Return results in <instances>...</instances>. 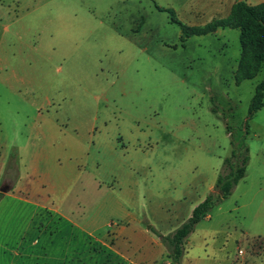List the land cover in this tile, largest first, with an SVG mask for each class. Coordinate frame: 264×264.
<instances>
[{
    "label": "rangeland",
    "instance_id": "obj_1",
    "mask_svg": "<svg viewBox=\"0 0 264 264\" xmlns=\"http://www.w3.org/2000/svg\"><path fill=\"white\" fill-rule=\"evenodd\" d=\"M213 1L0 0V231L26 214L14 247L36 250L33 201L104 224L122 203L137 219L120 244L137 264H170L161 234L211 193L233 145L249 147V181L264 192V112L248 120L264 67L239 82L240 29H186L230 14ZM234 206L196 226L181 264H264V216ZM73 236L68 256L85 251Z\"/></svg>",
    "mask_w": 264,
    "mask_h": 264
},
{
    "label": "crops",
    "instance_id": "obj_2",
    "mask_svg": "<svg viewBox=\"0 0 264 264\" xmlns=\"http://www.w3.org/2000/svg\"><path fill=\"white\" fill-rule=\"evenodd\" d=\"M215 1L216 0L213 2ZM235 1L236 0H217L219 6L226 5V9L229 10L234 5ZM245 1L251 3L249 0ZM260 2H264V0H258L257 3ZM261 112H264V106L254 114L252 119ZM259 125L264 128V121H260ZM262 144V154L264 155V136H262ZM14 170L18 172L20 171V167L16 165ZM249 178V170L247 168L246 176L236 186L233 193L225 200L231 198L234 200L235 206L233 210L229 212L236 211L242 217L247 215L260 218L264 216V192L258 195L260 190L258 191V189L255 190L254 187H251L255 185L250 183L251 181H249ZM13 184L7 183V185ZM210 189L213 190L214 188ZM9 192L10 190L8 193ZM12 196H14L13 193ZM17 198L23 202H30V200L19 196H17ZM259 198L260 204L258 203L255 209L251 210L250 208L255 203V200ZM33 204L37 207L35 218L32 221L33 229L37 234V238L33 241L32 245L33 248L36 247V250L32 256H26L23 251L13 246L17 240V231L14 229L17 228L19 221H22L26 216L25 213L14 211L9 216L5 217L6 220L13 221L12 228H3L0 231V241L3 242V248H0V253L3 252V256L0 255V264H70V260L73 262L77 261L76 263L80 264H105L111 261L137 264L134 259V253L131 254L130 252L131 246L122 245L119 241L132 220L137 219L135 214L124 204L119 203L117 209H119L120 213L116 222H110L108 224L102 223L104 217L100 214L94 216L91 214L85 215L83 220L76 221L72 218L71 214H67L62 210V202L56 205L54 201L48 203L44 200H36L33 201ZM210 216L211 215L207 218L211 219ZM112 223L115 224L112 225ZM74 233L77 235L76 241L82 244L84 243L85 251L79 252V247H77V249L75 248L74 250L76 252L68 256V254L65 253V249H67L66 243L68 240L75 237L73 236ZM16 244L19 246V242ZM78 245L80 246L81 244Z\"/></svg>",
    "mask_w": 264,
    "mask_h": 264
},
{
    "label": "trees",
    "instance_id": "obj_3",
    "mask_svg": "<svg viewBox=\"0 0 264 264\" xmlns=\"http://www.w3.org/2000/svg\"><path fill=\"white\" fill-rule=\"evenodd\" d=\"M227 27L238 28L241 31L242 59L237 80L241 82L255 78L258 71L264 67V2L251 5L244 0H237L227 17L215 19L204 27H186V29H188V35H202ZM263 106L264 80L255 87L248 120L252 119ZM249 161V147L233 145L232 153L225 159L224 167L211 193L195 206L191 215L175 231L169 235L161 234L160 238L169 250L170 264L182 263L190 234L218 204L233 193L236 186L246 176Z\"/></svg>",
    "mask_w": 264,
    "mask_h": 264
},
{
    "label": "water",
    "instance_id": "obj_4",
    "mask_svg": "<svg viewBox=\"0 0 264 264\" xmlns=\"http://www.w3.org/2000/svg\"><path fill=\"white\" fill-rule=\"evenodd\" d=\"M2 191H3V192H7V191H9V187L3 188Z\"/></svg>",
    "mask_w": 264,
    "mask_h": 264
}]
</instances>
